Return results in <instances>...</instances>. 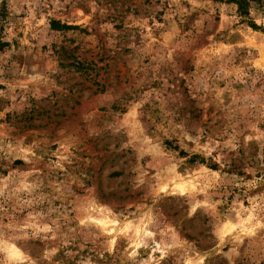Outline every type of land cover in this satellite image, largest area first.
Here are the masks:
<instances>
[{
  "label": "rangeland",
  "instance_id": "1",
  "mask_svg": "<svg viewBox=\"0 0 264 264\" xmlns=\"http://www.w3.org/2000/svg\"><path fill=\"white\" fill-rule=\"evenodd\" d=\"M0 39V264H264V0H0Z\"/></svg>",
  "mask_w": 264,
  "mask_h": 264
},
{
  "label": "trees",
  "instance_id": "2",
  "mask_svg": "<svg viewBox=\"0 0 264 264\" xmlns=\"http://www.w3.org/2000/svg\"><path fill=\"white\" fill-rule=\"evenodd\" d=\"M234 3L241 5V0H233ZM54 24V23H53ZM6 46L5 43H3L0 39V50H2Z\"/></svg>",
  "mask_w": 264,
  "mask_h": 264
},
{
  "label": "bare ground",
  "instance_id": "3",
  "mask_svg": "<svg viewBox=\"0 0 264 264\" xmlns=\"http://www.w3.org/2000/svg\"><path fill=\"white\" fill-rule=\"evenodd\" d=\"M146 233H149V232L146 230Z\"/></svg>",
  "mask_w": 264,
  "mask_h": 264
}]
</instances>
